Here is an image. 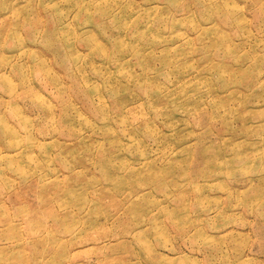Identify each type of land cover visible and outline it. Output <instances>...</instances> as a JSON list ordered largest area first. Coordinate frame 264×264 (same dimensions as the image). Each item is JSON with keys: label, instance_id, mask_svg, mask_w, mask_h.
Instances as JSON below:
<instances>
[{"label": "rangeland", "instance_id": "374dc122", "mask_svg": "<svg viewBox=\"0 0 264 264\" xmlns=\"http://www.w3.org/2000/svg\"><path fill=\"white\" fill-rule=\"evenodd\" d=\"M0 264H264V0H0Z\"/></svg>", "mask_w": 264, "mask_h": 264}]
</instances>
